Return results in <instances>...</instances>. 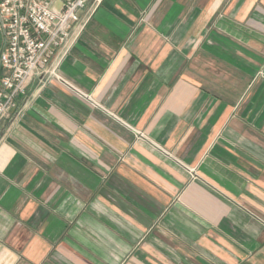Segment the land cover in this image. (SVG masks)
Returning a JSON list of instances; mask_svg holds the SVG:
<instances>
[{
  "label": "crops",
  "instance_id": "0c3cea01",
  "mask_svg": "<svg viewBox=\"0 0 264 264\" xmlns=\"http://www.w3.org/2000/svg\"><path fill=\"white\" fill-rule=\"evenodd\" d=\"M58 75L0 121V264H264V0H102Z\"/></svg>",
  "mask_w": 264,
  "mask_h": 264
},
{
  "label": "built area",
  "instance_id": "2783aa9c",
  "mask_svg": "<svg viewBox=\"0 0 264 264\" xmlns=\"http://www.w3.org/2000/svg\"><path fill=\"white\" fill-rule=\"evenodd\" d=\"M101 2L0 0V121L21 116L31 83L60 79V63Z\"/></svg>",
  "mask_w": 264,
  "mask_h": 264
},
{
  "label": "rangeland",
  "instance_id": "374dc122",
  "mask_svg": "<svg viewBox=\"0 0 264 264\" xmlns=\"http://www.w3.org/2000/svg\"><path fill=\"white\" fill-rule=\"evenodd\" d=\"M98 107V106H97Z\"/></svg>",
  "mask_w": 264,
  "mask_h": 264
}]
</instances>
